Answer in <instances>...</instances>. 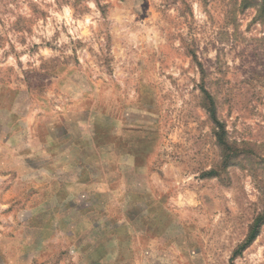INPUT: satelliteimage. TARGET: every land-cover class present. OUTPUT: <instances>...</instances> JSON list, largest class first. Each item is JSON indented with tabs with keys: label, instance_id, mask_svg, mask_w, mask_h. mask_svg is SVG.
I'll return each mask as SVG.
<instances>
[{
	"label": "rangeland",
	"instance_id": "rangeland-1",
	"mask_svg": "<svg viewBox=\"0 0 264 264\" xmlns=\"http://www.w3.org/2000/svg\"><path fill=\"white\" fill-rule=\"evenodd\" d=\"M0 264H264V0H0Z\"/></svg>",
	"mask_w": 264,
	"mask_h": 264
},
{
	"label": "trees",
	"instance_id": "trees-1",
	"mask_svg": "<svg viewBox=\"0 0 264 264\" xmlns=\"http://www.w3.org/2000/svg\"><path fill=\"white\" fill-rule=\"evenodd\" d=\"M204 94L206 96L205 99L207 102V106L209 108V118L214 123L215 129L218 130L216 133L218 142H220V144L222 145H225L226 132L224 130L223 125L218 119V111H217V105L215 99L207 91H204ZM259 233H260L259 226H257L252 230V232L246 239L245 243L235 252L234 256L235 257L240 256L247 248H249L253 244V242L257 239Z\"/></svg>",
	"mask_w": 264,
	"mask_h": 264
}]
</instances>
